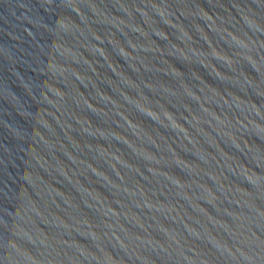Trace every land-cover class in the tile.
Wrapping results in <instances>:
<instances>
[{
  "label": "water",
  "instance_id": "obj_1",
  "mask_svg": "<svg viewBox=\"0 0 264 264\" xmlns=\"http://www.w3.org/2000/svg\"><path fill=\"white\" fill-rule=\"evenodd\" d=\"M0 264H264V0H0Z\"/></svg>",
  "mask_w": 264,
  "mask_h": 264
}]
</instances>
